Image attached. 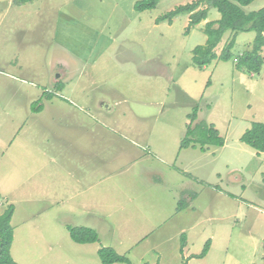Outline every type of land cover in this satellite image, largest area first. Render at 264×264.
Masks as SVG:
<instances>
[{
	"label": "rangeland",
	"instance_id": "1",
	"mask_svg": "<svg viewBox=\"0 0 264 264\" xmlns=\"http://www.w3.org/2000/svg\"><path fill=\"white\" fill-rule=\"evenodd\" d=\"M140 1L0 0V212L14 210L10 255L17 264H101L98 250L110 248L130 264H264V153L240 141L264 124V65L258 74L235 67L255 33L237 35L231 60L199 69L192 50L220 14L211 8L187 33L186 14L158 19L197 0L141 12ZM263 7L254 0L244 10ZM194 108L222 147L179 149ZM68 227L93 229L99 242L74 243Z\"/></svg>",
	"mask_w": 264,
	"mask_h": 264
},
{
	"label": "trees",
	"instance_id": "2",
	"mask_svg": "<svg viewBox=\"0 0 264 264\" xmlns=\"http://www.w3.org/2000/svg\"><path fill=\"white\" fill-rule=\"evenodd\" d=\"M33 0H14L16 5H24ZM159 0H142L135 5L137 11L149 10L155 7ZM254 0H197L187 5L179 6L173 11L165 14L158 20L169 19L179 14L188 15L189 24L186 32L201 22L207 20L209 10L215 9L220 18L216 21L207 22L203 28L206 40L203 45L192 50V63L197 68L210 65L215 60L227 62L232 59L231 50L239 33L254 32L255 37L250 50L243 52L236 59L237 70H244L249 74H258L263 65L264 58L261 50L264 48V7L258 11L246 12L244 8ZM206 6V7H202ZM233 34L221 53L217 55L215 49L223 39L224 35ZM209 84V83H208ZM198 109L194 108L188 115L189 123L186 125L184 137L179 149L198 148L205 152L207 147L220 148L224 145V139L215 129L214 125L205 122L195 123ZM240 141L258 153H264V124L254 123L240 138ZM13 207L9 206L0 212V264H17L10 255V247L13 237V229L10 221L13 215ZM69 237L72 242L85 245L99 242L98 234L90 228L68 227ZM202 253L196 258H203L209 247V241L204 246ZM101 264H130L128 258L117 254L113 249L102 248L98 250ZM264 260V245H263Z\"/></svg>",
	"mask_w": 264,
	"mask_h": 264
},
{
	"label": "crops",
	"instance_id": "3",
	"mask_svg": "<svg viewBox=\"0 0 264 264\" xmlns=\"http://www.w3.org/2000/svg\"><path fill=\"white\" fill-rule=\"evenodd\" d=\"M16 5V4H15ZM26 4H24V5H16L17 7H22V6H25ZM35 103V102H34ZM32 109V108H31ZM44 109H46V107L45 108H43L42 110H41V112H44L43 110ZM29 110H30V105H29ZM32 112V111H31ZM33 113V115H37L35 112H32ZM0 145H4V144H2V143H0ZM13 141L11 142V143H9V144H6V148H7V150H12V148H13ZM19 147H21V144H18L17 145V148H19ZM22 147H23V151H26V146H25V144H22ZM99 203H101V202H97L96 203V205H98ZM84 204H86L87 206H90V207H92L91 205L92 204H90L89 202H87V203H84ZM93 208V207H92Z\"/></svg>",
	"mask_w": 264,
	"mask_h": 264
}]
</instances>
